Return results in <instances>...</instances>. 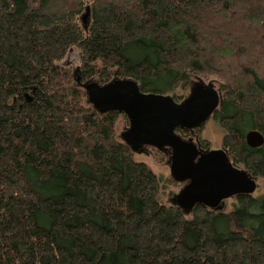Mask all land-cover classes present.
<instances>
[{"label":"trees","instance_id":"trees-1","mask_svg":"<svg viewBox=\"0 0 264 264\" xmlns=\"http://www.w3.org/2000/svg\"><path fill=\"white\" fill-rule=\"evenodd\" d=\"M72 49L80 84L177 103L215 77L228 157L264 190V144L245 141L264 138V0H0V264H264V192L221 212L166 203L117 134L126 117L99 115L61 65Z\"/></svg>","mask_w":264,"mask_h":264},{"label":"water","instance_id":"water-1","mask_svg":"<svg viewBox=\"0 0 264 264\" xmlns=\"http://www.w3.org/2000/svg\"><path fill=\"white\" fill-rule=\"evenodd\" d=\"M78 72L76 69V82L80 84ZM80 86L99 115L116 113L126 117L128 127L119 138L132 154L147 149L170 153L166 162L170 179L182 185L171 202L183 213L189 214L198 206L221 212L227 200L253 196L256 179L234 167L225 150H201L193 137L183 139L176 133L181 130L194 134L214 116L221 96L211 82L196 78L179 103L170 95L142 93L130 79H113L105 85L87 81ZM245 141L250 148L264 144L257 131L249 132Z\"/></svg>","mask_w":264,"mask_h":264},{"label":"rangeland","instance_id":"rangeland-1","mask_svg":"<svg viewBox=\"0 0 264 264\" xmlns=\"http://www.w3.org/2000/svg\"><path fill=\"white\" fill-rule=\"evenodd\" d=\"M86 20V14L85 16H82V23ZM87 21V20H86ZM61 65L65 67H71L74 71L79 67V57L76 50L72 49L66 58L62 61ZM195 80V79H194ZM193 80V81H194ZM203 80V79H202ZM206 84L211 82L214 84V87L218 90L219 85L216 82L215 77H209L207 80H203ZM189 91L187 92L186 96L188 95ZM185 96V97H186ZM127 128L126 123L124 122V119L120 117L118 119V122L116 124L117 134L120 135L121 132H123ZM224 130L219 126V124L214 121L213 119H209L208 122L205 124V126L202 128L201 138L209 141V147L211 150L221 149L223 146V137H224ZM196 139L194 140V142ZM157 152V151H156ZM155 152H151L149 150H146L144 153L141 154H132V158L134 161L138 162H145L149 165V167L161 178L164 184L163 189V199L166 203L172 204L171 200L179 192V190L182 188V185L180 184H174L170 185L167 182V180H170V174L168 166L166 165V161L163 162H157L155 157ZM257 188L255 192L253 193L254 197H258L263 194V180L262 179H256ZM235 200L229 199L225 202L224 210L227 211L231 209L233 203Z\"/></svg>","mask_w":264,"mask_h":264},{"label":"flooded vegetation","instance_id":"flooded-vegetation-1","mask_svg":"<svg viewBox=\"0 0 264 264\" xmlns=\"http://www.w3.org/2000/svg\"><path fill=\"white\" fill-rule=\"evenodd\" d=\"M214 117V116H213ZM213 117L211 118V119H213ZM204 127V126H203ZM202 127V128H203ZM177 133V132H176ZM178 135H179V133H177ZM182 134H188V137L187 138H183L182 136V138L183 139H188V138H190V137H193V140H195L196 139V141H195V143H196V145L201 149V150H211L210 149V147H207V148H202L201 147V145H200V143H199V140H198V137H197V135H196V133L194 132V134H191L190 132H185V131H183L182 132ZM193 135V136H192ZM225 135V134H224ZM221 149H223V150H225L226 152H227V150H226V148L224 147V145L222 146V148ZM147 150H149V151H151V152H155V150H152V149H147ZM162 154H165L166 156H167V158H166V162L168 161V159H169V156H170V153L169 152H166V153H162ZM235 167V166H234ZM237 168V167H236ZM240 169V168H239ZM243 170V169H242Z\"/></svg>","mask_w":264,"mask_h":264}]
</instances>
